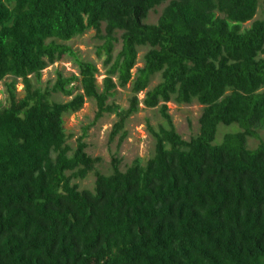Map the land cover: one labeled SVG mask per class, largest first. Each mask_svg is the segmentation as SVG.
Masks as SVG:
<instances>
[{"label": "trees", "instance_id": "16d2710c", "mask_svg": "<svg viewBox=\"0 0 264 264\" xmlns=\"http://www.w3.org/2000/svg\"><path fill=\"white\" fill-rule=\"evenodd\" d=\"M164 1L157 21L145 22ZM260 3L0 0V81L10 78L0 101V264H264V139L247 147L264 128ZM90 29L100 81L97 64L67 43ZM65 59L78 72L57 71L41 87L42 70ZM127 84L126 108L109 101ZM86 99L97 109L72 149L65 120ZM194 99L199 130L183 139L167 102ZM140 103L164 120L147 123L153 154L123 170L112 157L111 172H100L101 157L86 151L88 128L114 113L110 137L121 144ZM220 123L239 129L215 142ZM90 172L94 187L80 188L74 180Z\"/></svg>", "mask_w": 264, "mask_h": 264}, {"label": "rangeland", "instance_id": "374dc122", "mask_svg": "<svg viewBox=\"0 0 264 264\" xmlns=\"http://www.w3.org/2000/svg\"><path fill=\"white\" fill-rule=\"evenodd\" d=\"M166 4V1L162 2L154 9L148 12L145 22L155 23L159 17V14ZM264 12V5L260 3L258 11L254 16V19L262 16ZM252 20L245 23L246 26L250 25ZM120 33H118L119 35ZM85 60L94 61L99 70L100 74H97L98 81L103 77L104 68L102 67L101 60H99L95 54L96 45L100 43V40L94 37V31L88 30L82 35L76 36L70 39L68 42ZM121 47V43L118 42L115 45L116 53ZM147 47H140L138 50V62L136 66L142 65V57ZM57 71H60L64 76H68L72 73H77L76 65L69 59L57 61L52 65L47 66L42 70L40 85L41 87L50 88L55 81ZM135 71V68L133 69ZM7 77L0 81V101L4 103L7 96L6 87L4 81H9ZM160 80L159 75H155L150 82L148 89L152 88ZM17 89L22 87L21 83H17ZM138 98L141 99L144 95V91L137 94ZM131 96L130 84L125 87H117V92L114 97L109 101H114L121 107L126 108L128 106V100ZM51 99L57 101L68 100L69 97L59 93H52ZM139 110L131 115L125 124V130L127 135L125 139L119 144V135L110 137V131L113 123L117 120V116L114 113L103 114L101 118L95 121L87 130V135L84 140L87 143L86 151L91 156H100L101 161L97 163L96 168L104 173L108 174L111 172V159L117 157L119 159V168L125 169L135 158H139L141 163H144L147 158L153 154L154 150V139L147 131V123L157 126L159 123H163L164 120L161 117L158 107L148 108L143 106L142 103L139 105ZM168 112L170 113L173 123L178 133L183 139H189L191 136L197 134L199 130V116L202 112L203 106L198 103L195 99L186 104H178L174 101L167 102ZM96 103L92 99H86L82 108L71 114L65 120V131L68 135L67 142L72 149L76 146L77 137H79L83 128L87 126L94 118L96 112ZM237 123H231L229 125L220 123L217 126V133L215 142H220L223 138L224 133L237 131ZM259 138H248L247 147L253 149L257 147L259 141L264 139V128L258 129ZM95 177L92 172L88 173L83 179H75L78 182L80 188L92 189L94 187Z\"/></svg>", "mask_w": 264, "mask_h": 264}]
</instances>
